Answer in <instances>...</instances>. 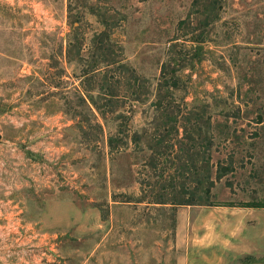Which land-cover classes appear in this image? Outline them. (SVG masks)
Segmentation results:
<instances>
[{"label": "rangeland", "instance_id": "1", "mask_svg": "<svg viewBox=\"0 0 264 264\" xmlns=\"http://www.w3.org/2000/svg\"><path fill=\"white\" fill-rule=\"evenodd\" d=\"M184 256L264 264V0H0V264Z\"/></svg>", "mask_w": 264, "mask_h": 264}, {"label": "trees", "instance_id": "2", "mask_svg": "<svg viewBox=\"0 0 264 264\" xmlns=\"http://www.w3.org/2000/svg\"><path fill=\"white\" fill-rule=\"evenodd\" d=\"M70 6H72V4H70ZM208 21H210L211 19H213V17H211V16H208L207 18H206ZM82 20V18H81V16L78 14L77 16H75V21H81ZM80 27H78V28H75V27H73V29H74V32H77L78 30H80L79 29ZM97 66L96 65H92V66H90V68H89V70H88V72L86 73V75H89L90 73H97V71H98V69L96 68ZM177 81L178 80H176V82H175V79L174 80H168L167 82L169 83V85H168V87L167 88H169V87H176V84L175 83H177ZM86 91H87V89H86ZM81 101L86 105V106H93L99 113H101V114H103L104 116H106V111H105V107H104V109H103V107L102 106H99V104L97 103V101L93 98V97H91V96H88V98H85L84 96H82V98H81ZM113 141H114V139H111L110 141H109V143H110V145H112V146H114V144H113ZM206 147V146H205ZM208 148V147H207ZM190 170V169H189ZM221 177V174L219 175V178ZM193 205V204H195V197L194 196H191V200H189V203L188 202H175L174 204H172L173 206H178V205Z\"/></svg>", "mask_w": 264, "mask_h": 264}, {"label": "crops", "instance_id": "3", "mask_svg": "<svg viewBox=\"0 0 264 264\" xmlns=\"http://www.w3.org/2000/svg\"><path fill=\"white\" fill-rule=\"evenodd\" d=\"M177 264H187V258H186V256L180 257L178 259V263Z\"/></svg>", "mask_w": 264, "mask_h": 264}, {"label": "water", "instance_id": "4", "mask_svg": "<svg viewBox=\"0 0 264 264\" xmlns=\"http://www.w3.org/2000/svg\"><path fill=\"white\" fill-rule=\"evenodd\" d=\"M200 48H201V46H200V47H197V51H198V53H199V51H200Z\"/></svg>", "mask_w": 264, "mask_h": 264}]
</instances>
